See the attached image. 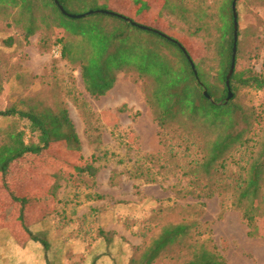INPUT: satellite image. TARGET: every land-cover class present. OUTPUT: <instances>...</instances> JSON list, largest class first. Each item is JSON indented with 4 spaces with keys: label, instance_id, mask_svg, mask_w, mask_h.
Here are the masks:
<instances>
[{
    "label": "rangeland",
    "instance_id": "obj_1",
    "mask_svg": "<svg viewBox=\"0 0 264 264\" xmlns=\"http://www.w3.org/2000/svg\"><path fill=\"white\" fill-rule=\"evenodd\" d=\"M162 1L110 0V6L113 12L130 17L140 26L175 39L189 53L193 63L199 65L206 53L203 41L188 36L181 22L163 15ZM47 2L50 1L36 0L35 14L43 21L37 19L36 33L30 38L24 37L21 26L8 24L9 11L0 14V82L3 86L0 110L17 108L26 112L34 108L53 112L64 107L81 141V152L69 153L56 144L36 156L27 155L13 163L5 184L0 181V208H6V217L0 216V264H91L96 257V264H129L131 257L139 258L163 226L182 222L193 224L194 230L189 235L192 242L198 239L199 243L205 242L208 249L215 247L227 264H264V222L261 223L262 235L250 238L239 212L228 207L223 209L217 197L211 200L182 197L179 191L186 180L178 181L177 177H172L174 172L163 175L167 168H153L185 161L183 158L168 160L166 146L159 142V129L145 102V89L150 83L121 72L115 74L114 87L104 97L94 99L86 93L79 69L60 57L61 50L55 41L62 37L63 30L53 17L45 18L50 15L45 6ZM87 10L69 8L68 12L83 15ZM236 10L239 67H251L259 73L264 66V0H237ZM13 17L16 19V14ZM86 18L88 16L75 22ZM8 37L12 39V46L6 45ZM263 100L262 92H244L240 96L243 105L257 106ZM256 113L261 115L260 124L264 128V108ZM89 119L97 127L95 133L100 137L99 142L90 143L87 138L86 121ZM26 125V121L0 118V137L8 130H22ZM172 130L168 131L167 143L170 139L182 149L184 140L189 139L196 147L199 145L193 137L180 139L178 132ZM96 148L108 150L117 158L101 164L95 182L87 178L78 185L66 182L58 193L59 202L44 198L52 175L59 173L70 180L77 166L83 165ZM135 152L141 157L164 158L143 167V170L151 169L150 177L157 183L139 184L122 178L118 185H110L111 175L124 169L118 160L131 166ZM9 195L23 201L11 202ZM21 207L26 209L24 224L47 243V251L41 244L28 241L16 215L12 214V209L21 211ZM99 229L115 235V241L106 244ZM188 243L181 240L156 264H180L187 260L191 253ZM136 248L140 250L137 254ZM99 253L103 254L96 256Z\"/></svg>",
    "mask_w": 264,
    "mask_h": 264
},
{
    "label": "trees",
    "instance_id": "obj_2",
    "mask_svg": "<svg viewBox=\"0 0 264 264\" xmlns=\"http://www.w3.org/2000/svg\"><path fill=\"white\" fill-rule=\"evenodd\" d=\"M48 1L45 6L50 15L45 18L53 17L63 30L62 37L55 41L61 50L60 57L71 67L79 69L84 89L91 98L104 97L114 87L115 74L121 72L130 73L132 79L150 83L145 89V102L159 129V142L163 147L166 146L168 160L183 158L185 161L164 163L153 168H167L168 171L163 175L174 172L172 177H177L178 181L185 179L186 185L179 191L182 197L190 196L199 200L217 197L223 209L228 207L240 213L248 228V237L261 236V223L264 222V128L260 124L261 115L256 112L264 108V100L257 106L250 103L243 105L240 96L244 92L264 93V66L259 73L251 67H239L238 29L235 67L229 82L232 98L225 103L228 96L225 81L234 43L233 0L162 1L163 15L178 20L188 36L203 41L206 53L199 65L193 63L196 75L175 39L152 28L149 29L164 37L138 29L133 24H139L133 19L113 12L110 0H57L58 5L69 15H78L68 12L69 8L83 7L88 8L86 13L104 11L117 15L92 14L83 22H75L76 19L60 12L53 0ZM36 9V0H0V14L9 11L11 20L8 24L18 28L21 26L25 38L35 35L37 19L43 21L42 17L35 14ZM13 14H16V19ZM6 40V45L12 46L11 37ZM203 89L213 103L203 95ZM2 93L0 82V96ZM0 118L28 123L22 130L11 129L0 137L1 183L5 184V177L9 175L13 163L24 156H36L56 144L69 153L81 152V141L64 107L53 112L49 109L38 111L31 108L24 112L9 108L0 110ZM95 128L92 120L86 121V135L90 143L100 141ZM171 128L178 132L176 135L180 139L182 136L193 137L199 145L196 147L193 140L189 139L184 140L182 149L170 139L167 143ZM131 157V166L122 159L118 160L124 169L113 173L109 184L116 186L122 178L139 184L157 183L150 177L151 169L143 170V167L146 163L162 161L164 158L141 157L138 152ZM115 158L117 156L114 153L96 148L83 165L77 166L70 180L59 173L52 175L44 198L59 202L58 193L66 182L78 185L85 178L95 182L101 164ZM9 197L11 202L23 201L15 196ZM25 210L22 208L19 211L18 208L11 212L16 215L28 241L41 244L47 251V243L24 224ZM5 211L6 208L1 207L0 216H5ZM193 230V224L183 222L163 226L157 237L144 247L139 258L136 255L131 257L129 264H156L166 258V253L181 240L189 241L191 253L190 258L180 264H227L215 247L208 249L205 242L199 243L198 239L192 242L189 235ZM99 233L106 244L115 241L112 233H105L101 229ZM138 251L139 248H136V254ZM96 258L91 264H96Z\"/></svg>",
    "mask_w": 264,
    "mask_h": 264
},
{
    "label": "water",
    "instance_id": "obj_3",
    "mask_svg": "<svg viewBox=\"0 0 264 264\" xmlns=\"http://www.w3.org/2000/svg\"><path fill=\"white\" fill-rule=\"evenodd\" d=\"M53 1H54L55 5L58 6V9L60 10V12L62 14L66 15L69 18H72V19H80V18H83V17H86V16H90L92 14H106V15H111V16H117L114 13H109V12H104V11L88 12V13H85L83 15H69V14L65 13V11L63 10V8L61 6L58 5V1L57 0H53ZM236 2H237V0H233V2L231 4V10H232V15H233V27H234V34H233L234 43H233V48H232L231 65H230V69L228 71V74L226 76V81H225V85H226V88H227V91H228V96L225 99V103H227L232 98V94L230 92V84H229V82H230V78H231V76L233 74L234 67H235L236 43H237V38H238V35H237L238 23H237V14H236ZM133 25L136 26L140 30L152 31V32H154L156 34H159L157 31L150 30L147 27H143V26L136 25V24H133ZM159 35L164 37V35H162V34H159ZM174 43H176V42L174 41ZM178 47L181 49L182 53L186 56V59L189 62L190 66H191V69L194 72V75H196L195 66H194L193 62L191 61L190 57L187 55V53L184 50V48H182L180 45ZM203 95L206 97V99L210 100L213 103V100L210 99V97L208 96V94H207L205 89H203ZM218 105H221V104L219 103Z\"/></svg>",
    "mask_w": 264,
    "mask_h": 264
}]
</instances>
